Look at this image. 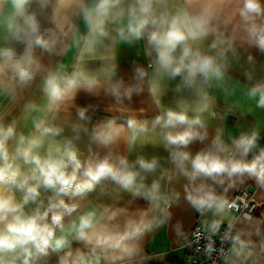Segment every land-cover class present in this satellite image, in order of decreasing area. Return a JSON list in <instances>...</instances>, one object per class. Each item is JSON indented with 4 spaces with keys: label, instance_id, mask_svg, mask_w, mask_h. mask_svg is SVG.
Segmentation results:
<instances>
[{
    "label": "clouds",
    "instance_id": "9594fccd",
    "mask_svg": "<svg viewBox=\"0 0 264 264\" xmlns=\"http://www.w3.org/2000/svg\"><path fill=\"white\" fill-rule=\"evenodd\" d=\"M140 42L148 65L135 67L126 82L118 77L115 48ZM238 44L264 53V0H0V95L14 101L39 77L44 99L25 106V119L39 113L26 134L0 112V264H51L53 257L55 264H139L145 233L180 199L174 183L185 181L183 198L192 208L220 218L232 205L218 187L247 178L264 188L256 128L230 142L219 129L209 138L213 90L225 97L236 91L229 70ZM72 45L78 55L70 70L44 62ZM89 61L99 67L89 69ZM245 76L254 80L252 71ZM172 82L174 106H164ZM145 87L160 109L151 125L132 116L89 126L87 108L78 109L72 135L56 122L80 92L103 94L127 111L125 100ZM245 95L264 109V80ZM197 141L204 147L193 152ZM148 142L169 152L168 166L157 156L129 159ZM103 182L147 206L130 211L93 201L90 194ZM219 223L213 219L210 229ZM233 241L232 253L244 264L253 241L242 234Z\"/></svg>",
    "mask_w": 264,
    "mask_h": 264
},
{
    "label": "crops",
    "instance_id": "0c3cea01",
    "mask_svg": "<svg viewBox=\"0 0 264 264\" xmlns=\"http://www.w3.org/2000/svg\"><path fill=\"white\" fill-rule=\"evenodd\" d=\"M76 22L81 32L86 31L82 20L77 19ZM45 26H48L47 22H45ZM77 55L78 50L75 45H72L64 55H45L44 62L53 66L57 63H63L70 70ZM249 55L253 57L251 62L248 60ZM115 57L118 65V77L126 82L132 81L135 67H147L149 62L148 57L144 54L143 42L133 45H117ZM87 67L95 69L99 67V61H89ZM246 71L254 73L253 81L246 78ZM229 76L231 77L230 84L236 86V91L233 95L225 97L222 91L213 90L216 103L213 109L215 115L209 117L207 121L209 138L214 137L217 129H219L222 131L225 141L230 142L232 138L238 137L242 132L256 128L260 133L259 144L264 147V109L256 108L255 102L249 100L245 95L247 86H251L256 80H264V53H260L258 49L238 44L237 57L233 59ZM39 82V77H37L31 86L20 91L14 101L0 95V112L5 113V122L16 119L20 125L19 130L25 134L31 128L32 117L39 115L38 112H33L31 116L25 119V106L28 103L38 105L44 103ZM175 83L169 84L168 91L161 98V103L164 106H174L176 94L171 89L174 88ZM124 107L128 110L121 111L110 97L103 94L93 96L80 92L73 105L66 111H62L56 122L65 128V135H72L71 124L77 121L79 108L88 109L86 116L90 118L89 126L110 118H116L118 123H126V120L132 116L141 121L146 120L151 125V122L160 113V109L153 102L147 87L142 94L134 95L131 101L125 100ZM189 147L191 151L196 152L204 147V144L197 141ZM119 151L124 154L125 146L121 145ZM137 155H144L147 158L157 156L162 164L168 166L169 152L159 143L148 142L143 146H137L129 154V159L134 160ZM184 183L185 181L181 179L172 185L181 193L180 199L169 208V216L161 219L151 231L145 233L140 241L142 253L139 264H185L188 253L186 242L193 224L200 223L203 227L210 229V223L213 219L220 220L219 227L231 226L233 238L237 234H242L243 239L253 241V255L244 261V264H264V188L259 187L254 180L247 178L237 180L234 186L230 188L227 185L218 187L217 192L226 198L230 197L238 188L247 187L252 190L254 198L260 202L256 215L250 219L233 215L231 212L220 218L214 217L211 213H200L186 203L183 198ZM89 198L93 201L115 203L117 206L126 207L130 211L147 206L144 200L134 199L130 194L117 191L109 182H103L96 191L90 194ZM257 230H259V235L256 234ZM233 243L232 239L228 258L223 264H240L232 253ZM77 246V244H73V247ZM55 259V257L52 258L51 264H55Z\"/></svg>",
    "mask_w": 264,
    "mask_h": 264
},
{
    "label": "built area",
    "instance_id": "2783aa9c",
    "mask_svg": "<svg viewBox=\"0 0 264 264\" xmlns=\"http://www.w3.org/2000/svg\"><path fill=\"white\" fill-rule=\"evenodd\" d=\"M227 199L232 205L230 212L244 218L255 216L260 206L247 187L238 188ZM232 239L233 229L229 225L220 226L213 232L200 223H194L186 242L185 264H223L228 258Z\"/></svg>",
    "mask_w": 264,
    "mask_h": 264
}]
</instances>
